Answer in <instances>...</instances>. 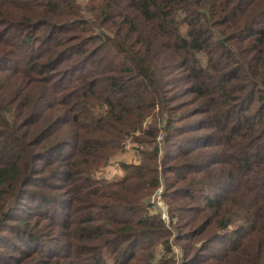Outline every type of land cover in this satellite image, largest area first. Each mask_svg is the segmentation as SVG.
I'll use <instances>...</instances> for the list:
<instances>
[{"label": "trees", "instance_id": "obj_1", "mask_svg": "<svg viewBox=\"0 0 264 264\" xmlns=\"http://www.w3.org/2000/svg\"><path fill=\"white\" fill-rule=\"evenodd\" d=\"M0 264H264V0H0Z\"/></svg>", "mask_w": 264, "mask_h": 264}, {"label": "built area", "instance_id": "obj_2", "mask_svg": "<svg viewBox=\"0 0 264 264\" xmlns=\"http://www.w3.org/2000/svg\"><path fill=\"white\" fill-rule=\"evenodd\" d=\"M163 187L158 188L150 197V210L152 213L160 215L161 219L165 221L166 224H170V213L167 205L163 201ZM176 251H179L177 246H174Z\"/></svg>", "mask_w": 264, "mask_h": 264}, {"label": "rangeland", "instance_id": "obj_3", "mask_svg": "<svg viewBox=\"0 0 264 264\" xmlns=\"http://www.w3.org/2000/svg\"><path fill=\"white\" fill-rule=\"evenodd\" d=\"M135 154H136V152L133 150V148H131L130 147V150H129V152L125 155V158H123V159H135ZM124 157V156H123ZM120 158H115L114 160H113V162H112V164H111V166H114V167H112V168H110V170H111V173L109 174V176L110 177H113V176H115L117 173H119V171H120V169H119V164H120ZM119 163V164H118ZM162 198H163V196H162ZM163 201H164V198H163ZM164 203L166 204V202L164 201ZM178 247V246H177ZM179 248V247H178ZM174 251H175V253H176V255H177V259H179L180 258V249H179V251H176L175 249H174Z\"/></svg>", "mask_w": 264, "mask_h": 264}, {"label": "crops", "instance_id": "obj_4", "mask_svg": "<svg viewBox=\"0 0 264 264\" xmlns=\"http://www.w3.org/2000/svg\"><path fill=\"white\" fill-rule=\"evenodd\" d=\"M125 155H126V154H125ZM125 155H124V156H125ZM118 158H119V157H118ZM120 158H121V157H120Z\"/></svg>", "mask_w": 264, "mask_h": 264}]
</instances>
